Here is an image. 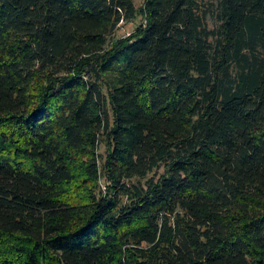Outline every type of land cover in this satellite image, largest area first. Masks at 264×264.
Wrapping results in <instances>:
<instances>
[{
	"label": "trees",
	"instance_id": "obj_1",
	"mask_svg": "<svg viewBox=\"0 0 264 264\" xmlns=\"http://www.w3.org/2000/svg\"><path fill=\"white\" fill-rule=\"evenodd\" d=\"M0 264H264V0H0Z\"/></svg>",
	"mask_w": 264,
	"mask_h": 264
},
{
	"label": "rangeland",
	"instance_id": "obj_2",
	"mask_svg": "<svg viewBox=\"0 0 264 264\" xmlns=\"http://www.w3.org/2000/svg\"><path fill=\"white\" fill-rule=\"evenodd\" d=\"M145 1L146 0H135L136 5L139 7H142V5L144 4ZM201 1L205 5L206 4L211 5L212 2H216V0H201ZM207 18H208V21H209L211 27H215L217 25V18L211 12ZM146 22H147V20H145V17H142V16L135 18L134 21H123V22H121V25L115 34L118 37L128 36L135 31L137 26H139L140 24H145ZM100 150L105 151L103 146L100 147ZM162 170L163 169H161V171ZM102 186H103V189H105L106 184L104 183V180H103Z\"/></svg>",
	"mask_w": 264,
	"mask_h": 264
}]
</instances>
